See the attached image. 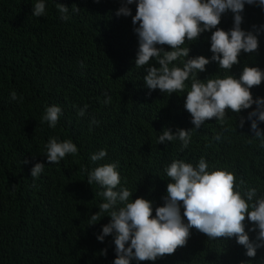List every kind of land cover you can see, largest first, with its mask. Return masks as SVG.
I'll return each instance as SVG.
<instances>
[{
  "label": "trees",
  "instance_id": "1",
  "mask_svg": "<svg viewBox=\"0 0 264 264\" xmlns=\"http://www.w3.org/2000/svg\"><path fill=\"white\" fill-rule=\"evenodd\" d=\"M36 2L0 0V264H113L114 236L97 240L110 217L89 226L90 216L105 201L98 195L102 187L86 182L85 169L104 164L118 162V187L133 192L130 200L151 201L153 217L171 182L165 169L175 160L196 167L203 157L209 171L234 174L236 190L244 199L250 188L256 189L253 202L264 198V147L247 119L255 104L239 114L229 110L223 125L213 118L196 130L184 108L191 80L185 82L184 92L169 96L149 90L143 80L146 71L135 67V2L127 5L131 16L117 17L121 0H45L46 13L39 18L32 15ZM57 3L69 8L67 21L60 18ZM74 4L79 12L72 11ZM234 15L231 10L222 14L218 27L230 31ZM240 15L242 30L257 35L258 50L242 51L240 63L228 72L210 62L198 79L239 78L245 66L264 71V7L245 4ZM210 37L206 31L186 42L189 58L204 56L211 61ZM173 63L183 66L179 60ZM152 65L159 67L154 59ZM13 90L22 100H10ZM250 91L254 100L264 98V81ZM107 96L111 101L105 104ZM52 105L62 110L55 128L41 123ZM85 105L81 117L78 111ZM93 118L99 123L90 124ZM258 127L264 132V122ZM165 128L173 133L193 128L188 147L181 151L178 139L158 144ZM50 137L71 140L78 154L48 165L45 145ZM102 149L107 156L93 163L90 156ZM38 162L45 169L32 178L30 170ZM244 225L250 240L258 242V228L251 231L255 226L247 219ZM190 233L186 246L174 254L131 264H264V247L250 258L235 237L209 239L195 228ZM103 249L106 256L100 254Z\"/></svg>",
  "mask_w": 264,
  "mask_h": 264
},
{
  "label": "clouds",
  "instance_id": "2",
  "mask_svg": "<svg viewBox=\"0 0 264 264\" xmlns=\"http://www.w3.org/2000/svg\"><path fill=\"white\" fill-rule=\"evenodd\" d=\"M134 2L136 12L132 16V24L138 25L134 27L138 37L135 67L146 71L143 77L145 86L149 90L159 89L170 96L184 92L185 82L191 80L184 108L190 114L196 130L213 118L223 125L229 110L239 114L255 104L256 108L248 113L247 119L251 121L254 137L264 147V132L258 127V122H264V98L254 100L250 91L264 81V71L259 67L245 66L239 78L233 75L206 80L197 78V74L204 72L210 62H216L219 69L228 72L240 63L242 51L252 53L258 50L257 35L242 30L240 13L245 4L264 7V0H121L116 16H131V9L127 5ZM56 7L60 18L67 21L69 8L60 3ZM71 9L73 12L80 11L75 4ZM228 10L235 14L234 25L230 31H225L218 25L222 14ZM45 13V0H37L32 15L39 18ZM206 31L211 32V61L204 56L189 58L190 48L185 47V43L196 41ZM165 45L171 50L165 51ZM153 59L159 67L152 65ZM177 60L182 67L173 63ZM18 99L22 100V97L11 91L10 100ZM110 101L111 97L107 96L104 103ZM86 109L87 105L80 108L78 115L84 116ZM61 111L59 106H48L41 123L47 122L50 128H55ZM98 123L94 118L90 122ZM244 123L245 117L241 116L238 126L242 128ZM192 129H177L173 133L170 128H165L158 137V144L178 139L183 151L191 142ZM215 139H220L219 134ZM45 148L48 165L59 164L66 155L78 154V148L71 140L58 142L55 137L49 138ZM106 156L107 151L102 149L92 154L90 160L95 163ZM22 163L27 164L29 161L24 160ZM45 166L44 163H36L30 170L31 177L38 178ZM117 168L118 162H114L97 166L91 171L85 169L86 182L90 186L99 184L103 191L98 195L105 201L99 204V211L90 216L89 226L95 225L104 216L110 217V222L103 225L97 240L103 242L106 236H114L116 258L113 264H131L133 260L155 261L174 254L178 247L186 246L192 228L209 239L235 237L250 258L256 256L258 248L264 247V198L253 202L256 189L250 188L245 193L247 199H244L236 190L233 173L226 170L209 171V165L203 157L196 167L183 160L173 161L165 169L171 182L167 184L166 196L162 197L164 204L156 207L153 217L151 201L140 197L130 200L133 192L118 187L121 180ZM240 184L243 185L244 181L241 180ZM181 203L187 223L181 216ZM246 219L255 226L251 231L258 228V242L251 241L245 231ZM100 254L106 256L107 249L101 250Z\"/></svg>",
  "mask_w": 264,
  "mask_h": 264
}]
</instances>
